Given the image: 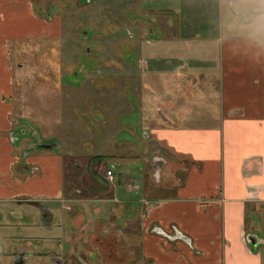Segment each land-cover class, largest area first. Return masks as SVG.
I'll list each match as a JSON object with an SVG mask.
<instances>
[{"label":"crops","instance_id":"crops-1","mask_svg":"<svg viewBox=\"0 0 264 264\" xmlns=\"http://www.w3.org/2000/svg\"><path fill=\"white\" fill-rule=\"evenodd\" d=\"M56 1L0 0V202L76 201L95 219L120 222L114 228L139 246L140 264H264V29L248 15L264 10V0H111L113 10L144 13L146 22L134 24L137 64L139 77L154 79L139 95V117L104 118L103 137L126 134L107 155L121 171L113 179L105 163L94 175L92 158L75 166L58 146L45 150L19 134L7 61L15 44L60 38ZM210 25L219 28L207 33ZM200 78L204 89L215 87L216 109L204 117L176 110V87ZM59 211L50 212L54 220Z\"/></svg>","mask_w":264,"mask_h":264},{"label":"rangeland","instance_id":"rangeland-1","mask_svg":"<svg viewBox=\"0 0 264 264\" xmlns=\"http://www.w3.org/2000/svg\"><path fill=\"white\" fill-rule=\"evenodd\" d=\"M110 2L73 0L67 7L57 0L53 6L64 19L60 38L15 44L7 61L15 85V110L19 112L14 116L22 127L19 134L30 141L39 138L41 147L58 146L55 151L65 154L75 166H81L82 157L107 158L105 164L100 160L94 164L107 166L105 176L108 171H120L113 170L115 159L107 155L116 150L117 141H123L126 134L114 133L109 138L107 133L103 137L101 126L107 125L104 118L111 116L112 121L119 122L127 111H136L139 117V95L143 96L145 85L154 80L139 77L137 64L142 39L134 24L142 26L146 22L144 13L128 11L123 4L113 10ZM39 11L36 8L37 14ZM250 11L253 22L264 29V13L254 15L256 10ZM218 28L210 25L204 30L213 33ZM213 83L217 85L215 79ZM205 85H209L208 80L200 78L197 83L176 87L181 96L176 110L199 117L215 110L217 92L215 87L204 89ZM134 143L143 147L140 137ZM77 191L78 186H73L68 192L75 196ZM53 207L64 212L55 220L50 213ZM82 207L76 201L55 205L32 198L0 202V264L142 263L139 246L127 245L128 234L114 228L120 222L108 223L106 217L96 220L93 211L88 212L90 207L87 212ZM53 226L56 228L50 233Z\"/></svg>","mask_w":264,"mask_h":264},{"label":"trees","instance_id":"trees-1","mask_svg":"<svg viewBox=\"0 0 264 264\" xmlns=\"http://www.w3.org/2000/svg\"><path fill=\"white\" fill-rule=\"evenodd\" d=\"M105 159H107V158H104V157L97 158V159H96V158H92L91 161H90V163H89V169H90V172H91L92 174L96 175L97 172H95V170H94V164H95V163H98L97 160H100V162L103 163V161L105 162ZM100 164H101V163H100Z\"/></svg>","mask_w":264,"mask_h":264},{"label":"water","instance_id":"water-1","mask_svg":"<svg viewBox=\"0 0 264 264\" xmlns=\"http://www.w3.org/2000/svg\"><path fill=\"white\" fill-rule=\"evenodd\" d=\"M262 13H264V11L254 12V15H259V14H262ZM56 147L57 146H53V145H45L42 148L45 149V150H52V149H54Z\"/></svg>","mask_w":264,"mask_h":264},{"label":"built area","instance_id":"built-area-1","mask_svg":"<svg viewBox=\"0 0 264 264\" xmlns=\"http://www.w3.org/2000/svg\"><path fill=\"white\" fill-rule=\"evenodd\" d=\"M107 177L110 178V179H113V177H114L113 172L112 171H108L107 172Z\"/></svg>","mask_w":264,"mask_h":264},{"label":"flooded vegetation","instance_id":"flooded-vegetation-1","mask_svg":"<svg viewBox=\"0 0 264 264\" xmlns=\"http://www.w3.org/2000/svg\"><path fill=\"white\" fill-rule=\"evenodd\" d=\"M13 47V46H12ZM12 51H13V49H12Z\"/></svg>","mask_w":264,"mask_h":264}]
</instances>
